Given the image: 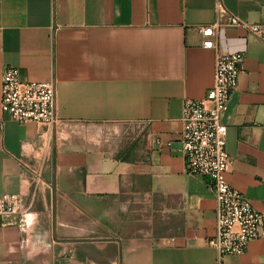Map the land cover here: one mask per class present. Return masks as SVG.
<instances>
[{"label":"crops","instance_id":"1","mask_svg":"<svg viewBox=\"0 0 264 264\" xmlns=\"http://www.w3.org/2000/svg\"><path fill=\"white\" fill-rule=\"evenodd\" d=\"M264 25V0H0V264H217L212 182L189 175L184 102L213 86L216 52L199 28L217 4ZM244 53L223 123L230 186L264 209V34L221 28ZM57 82L60 125H21L1 109L2 76ZM224 264H264V229Z\"/></svg>","mask_w":264,"mask_h":264},{"label":"built area","instance_id":"2","mask_svg":"<svg viewBox=\"0 0 264 264\" xmlns=\"http://www.w3.org/2000/svg\"><path fill=\"white\" fill-rule=\"evenodd\" d=\"M217 19L199 28L205 39L203 47L216 52L213 86L203 100H186L183 105L181 133L182 151L189 175L207 178L212 182L216 200V233L208 246L218 254L217 264L224 258L242 256L251 242L264 229V209L256 210L250 200L233 189L227 175L232 165L227 151L228 127L223 115L228 111L243 72L245 54L220 52L217 49L218 31L225 26L246 29L257 36L264 34V25H251L230 13L222 2L216 7ZM1 109L12 121L21 125L35 123L57 130V82L26 81L15 67L5 68L2 76ZM28 209L17 195L0 198V219L18 218V226L25 228Z\"/></svg>","mask_w":264,"mask_h":264}]
</instances>
